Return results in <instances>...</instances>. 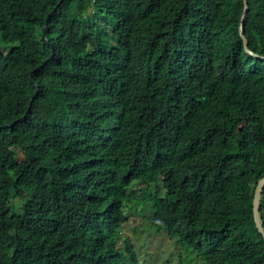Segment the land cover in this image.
Instances as JSON below:
<instances>
[{"label": "trees", "instance_id": "trees-1", "mask_svg": "<svg viewBox=\"0 0 264 264\" xmlns=\"http://www.w3.org/2000/svg\"><path fill=\"white\" fill-rule=\"evenodd\" d=\"M245 1L263 57L264 0ZM243 7L0 0V264H144L109 240L131 209L177 264H264V59ZM159 178L171 214L136 198ZM259 212L264 229V188Z\"/></svg>", "mask_w": 264, "mask_h": 264}, {"label": "rangeland", "instance_id": "rangeland-1", "mask_svg": "<svg viewBox=\"0 0 264 264\" xmlns=\"http://www.w3.org/2000/svg\"><path fill=\"white\" fill-rule=\"evenodd\" d=\"M5 47L7 46L0 48V51ZM130 235L133 237L134 252L144 258L147 264L167 260L176 263L185 258L183 246H177L175 240L170 243L164 231L154 225L147 216L137 219L136 227L130 231ZM141 257L139 259H142Z\"/></svg>", "mask_w": 264, "mask_h": 264}, {"label": "clouds", "instance_id": "clouds-1", "mask_svg": "<svg viewBox=\"0 0 264 264\" xmlns=\"http://www.w3.org/2000/svg\"><path fill=\"white\" fill-rule=\"evenodd\" d=\"M240 23H241V21H240ZM239 28H240V25H239ZM242 28H243V26H242ZM244 48H245V46H244ZM246 50H249L247 48V46L245 48V52H246ZM254 55H256V54H254ZM251 56L254 57V58H257V57H255L253 55H251ZM256 56H258V55H256ZM258 58L262 59V58H264V56L263 57L258 56ZM262 179H264V178H262ZM158 185H159L158 191L152 193V194H155V195H147V192H145L143 190V188L146 187V184L136 183V185H133V186H135L136 198L141 197V199L145 198L147 200L150 197H155L156 196L158 199L165 200L166 206L169 209V214H171L173 211H175V209L177 208L178 204L176 202H174V201H171V199L167 196L166 190L163 187L162 178L158 179ZM140 200H138V201H140ZM128 212H129V217H128L126 223L124 224L123 228H120L119 226H116L114 228L113 232L109 236V240H111L112 242H116L117 243V247L120 248V249L122 248L121 241L123 240V238H126L127 240L129 239V241L132 242L133 245H134L133 237L130 235V231H132L136 227L137 219L139 217H141V216H147L148 217L149 214H153L152 212L143 214L138 209H136V210L135 209H131V211L128 210ZM148 219L151 221V219L149 217H148ZM171 242H172V240H170V243ZM175 244L177 246H182V244L178 243L177 240H175ZM140 257H141L140 255H137L138 261H143L144 260L145 261L144 264H147L146 260L144 258H142V257H141L142 259H139ZM166 262H168L167 264H177V263H179V261L176 262V263H171L170 261L167 260V261H157V262H155V264H166Z\"/></svg>", "mask_w": 264, "mask_h": 264}, {"label": "water", "instance_id": "water-1", "mask_svg": "<svg viewBox=\"0 0 264 264\" xmlns=\"http://www.w3.org/2000/svg\"><path fill=\"white\" fill-rule=\"evenodd\" d=\"M243 12H242V16H241V23H240V28H239V32L241 34V37L243 38V21H244V17H245V14L247 12V3L245 0H243ZM45 30L43 29V32H42V38H44V35H45ZM243 44L246 48L247 46V41L243 38ZM246 52L250 55H253L255 57L258 58V56L254 55L251 51L249 50H246ZM264 59V58H262ZM263 188H264V179H260L255 187V190H254V195H253V199H252V214H253V220H254V224H255V227L258 231V233L262 236L263 240H264V229L262 227V221H261V215H260V212H259V207H260V200H261V197H262V192H263Z\"/></svg>", "mask_w": 264, "mask_h": 264}]
</instances>
